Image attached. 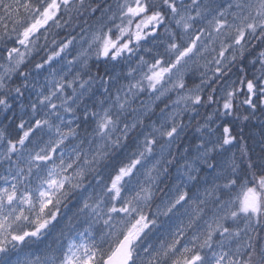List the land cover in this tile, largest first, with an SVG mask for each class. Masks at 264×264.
I'll return each mask as SVG.
<instances>
[{"label": "snow or ice", "instance_id": "6c2138e0", "mask_svg": "<svg viewBox=\"0 0 264 264\" xmlns=\"http://www.w3.org/2000/svg\"><path fill=\"white\" fill-rule=\"evenodd\" d=\"M0 113V264H264V0H0Z\"/></svg>", "mask_w": 264, "mask_h": 264}, {"label": "clouds", "instance_id": "9594fccd", "mask_svg": "<svg viewBox=\"0 0 264 264\" xmlns=\"http://www.w3.org/2000/svg\"><path fill=\"white\" fill-rule=\"evenodd\" d=\"M100 2L103 3L104 0H100ZM96 63H101V62H100V61H96ZM129 66H131V67H133V68L135 67V65H134V64H131V63L129 64ZM91 76H92L93 81H95L96 87H97V88H100V86H101V80H100L99 77H97V75H96V70H95L94 68L91 69ZM101 76L104 78V80H107V75H105L104 72H101ZM85 79H87V76H85ZM100 94L103 95L102 92H101ZM146 96H147V94H144V95H138L137 98H136L135 101H134V106H140L142 101H146ZM160 107H161V108H164L165 111H167V110L171 107V102L169 101L167 107H165V103H164V101L162 100V101L160 102ZM136 115H137V113L132 112L131 109H129V112H128V115H127V116H125L124 114H121V117H120V119H121V124L118 126V129H117V130H114V131H110V133H109V134L112 136V138H113L114 140H115L116 138H120V137H122V133H123V131H124V129H123V121L127 120V121L131 122L132 119H133ZM159 115H160V113L157 112V113H156V116H159ZM186 115L191 116L192 113H187ZM201 115H203V113H201ZM0 118H3V114H2V113H0ZM131 131H132V130H129V133H131ZM135 131H139V129H136ZM95 138H96L97 140H99V139H100V135L97 134ZM256 139H257V138H256ZM257 140H259V139H257ZM74 143H75V142H74ZM74 143H73V146H72V147H74ZM123 145H124V140L121 138V139H120V147H117V145H116L115 143H112V144L109 145V147H108V151L111 152L113 149H115L116 152H119V151L121 150V147H122ZM83 147L86 148L87 145H84ZM177 159H179V157H177ZM170 167H173V171H175L174 166H170ZM158 195H159V194H158Z\"/></svg>", "mask_w": 264, "mask_h": 264}, {"label": "trees", "instance_id": "16d2710c", "mask_svg": "<svg viewBox=\"0 0 264 264\" xmlns=\"http://www.w3.org/2000/svg\"><path fill=\"white\" fill-rule=\"evenodd\" d=\"M4 123H7V121L3 120V118H0V124H4ZM255 134H256V138L259 139V133H260V129L259 128H256L254 130Z\"/></svg>", "mask_w": 264, "mask_h": 264}]
</instances>
